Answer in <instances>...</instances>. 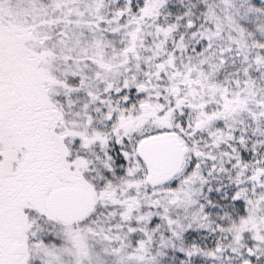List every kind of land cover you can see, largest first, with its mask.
Returning a JSON list of instances; mask_svg holds the SVG:
<instances>
[{
    "label": "snow or ice",
    "instance_id": "obj_1",
    "mask_svg": "<svg viewBox=\"0 0 264 264\" xmlns=\"http://www.w3.org/2000/svg\"><path fill=\"white\" fill-rule=\"evenodd\" d=\"M0 264H264V0H0Z\"/></svg>",
    "mask_w": 264,
    "mask_h": 264
}]
</instances>
